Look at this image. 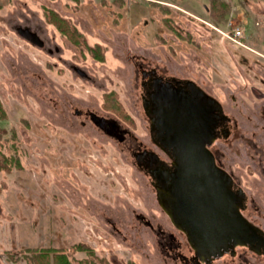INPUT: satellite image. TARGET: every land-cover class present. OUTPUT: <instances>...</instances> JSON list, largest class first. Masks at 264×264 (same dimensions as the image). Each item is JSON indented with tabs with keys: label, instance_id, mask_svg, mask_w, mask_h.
Masks as SVG:
<instances>
[{
	"label": "rangeland",
	"instance_id": "obj_1",
	"mask_svg": "<svg viewBox=\"0 0 264 264\" xmlns=\"http://www.w3.org/2000/svg\"><path fill=\"white\" fill-rule=\"evenodd\" d=\"M145 68L222 103L230 121L211 149L264 230V0H0V160H11L0 169V264H35L32 247L62 248L72 264H184L178 252L193 249L134 154L142 144L165 156L151 141Z\"/></svg>",
	"mask_w": 264,
	"mask_h": 264
},
{
	"label": "water",
	"instance_id": "obj_2",
	"mask_svg": "<svg viewBox=\"0 0 264 264\" xmlns=\"http://www.w3.org/2000/svg\"><path fill=\"white\" fill-rule=\"evenodd\" d=\"M18 32L31 43L44 45L30 28L18 27ZM184 81L185 86L157 84L151 94V131L171 160L151 174L158 201L197 254L217 257L238 245L260 253L264 230L243 213L246 193L211 149L220 135L216 124L229 116L196 81Z\"/></svg>",
	"mask_w": 264,
	"mask_h": 264
},
{
	"label": "flooded vegetation",
	"instance_id": "obj_3",
	"mask_svg": "<svg viewBox=\"0 0 264 264\" xmlns=\"http://www.w3.org/2000/svg\"><path fill=\"white\" fill-rule=\"evenodd\" d=\"M77 70L80 72L79 69H77ZM176 80H178L180 82L179 83L180 85H182V86L186 85L185 81H184V80H186V78H176L174 76L173 77H167L165 75L159 74L157 72V70L154 68L143 69V82H142L143 90H144V92H143L144 93L143 103H144L145 110L149 116L151 114V107H152V105H151V94L155 90L156 85L157 84L158 85H160V84H172L174 86H179V84L177 83ZM93 119L100 120L102 122L101 126L104 128V130L107 133L118 137L123 142L126 140L125 136L127 135V133L116 122H113V121L108 122V121H105L104 119L99 118L98 116H93ZM229 121H230V118L227 120H223L221 122L219 121V123L216 124L215 129L219 133H221L225 129V127L228 126L227 124ZM153 134H154V132L151 131V136H152L151 141H153V143L159 147V145L156 143V140H155ZM130 148H132V147L130 146ZM132 149H134V148H132ZM159 149L162 150L160 147H159ZM162 152L164 153L165 156H162L159 152H156L153 149L143 147L142 144H138L137 148L134 150V154L136 156V159H137V162H138L140 168L150 177L152 184H153V181L155 182V179L151 175L152 171H154L155 169H157L159 167L165 168L171 164V160L169 159V157L166 155V153L163 150H162ZM215 157L217 159L218 164H220L222 167H224L223 164H221V162H219L216 155H215ZM230 174L233 176L235 184L237 186H239L235 180L234 175L232 173H230ZM246 200H247V195L245 198V208L243 209V213H244V210L246 209V206H247ZM172 238L176 239L175 235H172ZM168 242H170V241H168ZM169 245L172 249L174 246L177 247L176 244H174V245L169 244ZM191 247H192V245H191ZM238 248H241V249L238 250ZM192 249L193 250L191 251V253H188V254L178 252L179 257L182 259L184 264H264V259H262V257L264 258V248H263L262 252L259 253V252H256L255 250L251 249L249 246L238 245L231 251L225 252L220 256L211 257V258L201 256V255L196 253V251L194 250L193 247H192Z\"/></svg>",
	"mask_w": 264,
	"mask_h": 264
},
{
	"label": "trees",
	"instance_id": "obj_4",
	"mask_svg": "<svg viewBox=\"0 0 264 264\" xmlns=\"http://www.w3.org/2000/svg\"><path fill=\"white\" fill-rule=\"evenodd\" d=\"M51 20L54 21L59 29L67 35L73 42L79 44L80 33H77L76 29L69 28L70 26L67 22L62 19L55 11H51ZM94 51L95 57L99 59H103V55H101L100 45H97L92 48ZM114 99V98H112ZM111 107L115 110H119V106L115 102L112 103ZM0 111L1 114H5L3 106L0 101ZM11 160L8 157H4L0 160V169L10 170L11 169ZM77 250H91L90 247L84 243H79L75 245ZM27 252L31 255L30 257L35 261V264H72V261L69 259L67 253L62 248L55 247H32L27 248ZM101 261H104L100 259ZM84 264H89V262L85 261Z\"/></svg>",
	"mask_w": 264,
	"mask_h": 264
},
{
	"label": "built area",
	"instance_id": "obj_5",
	"mask_svg": "<svg viewBox=\"0 0 264 264\" xmlns=\"http://www.w3.org/2000/svg\"><path fill=\"white\" fill-rule=\"evenodd\" d=\"M233 34L236 35V36H241L242 35V30L239 27L234 28Z\"/></svg>",
	"mask_w": 264,
	"mask_h": 264
},
{
	"label": "bare ground",
	"instance_id": "obj_6",
	"mask_svg": "<svg viewBox=\"0 0 264 264\" xmlns=\"http://www.w3.org/2000/svg\"><path fill=\"white\" fill-rule=\"evenodd\" d=\"M153 177V176H152ZM154 182V181H153Z\"/></svg>",
	"mask_w": 264,
	"mask_h": 264
}]
</instances>
